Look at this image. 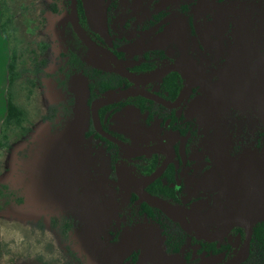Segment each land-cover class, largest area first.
<instances>
[{
  "label": "flooded vegetation",
  "instance_id": "1",
  "mask_svg": "<svg viewBox=\"0 0 264 264\" xmlns=\"http://www.w3.org/2000/svg\"><path fill=\"white\" fill-rule=\"evenodd\" d=\"M131 1L134 3L133 7L128 6ZM201 1L203 2L195 0L193 8L184 15L182 6L186 4L185 0H114L117 6H113L112 0H105L102 2L103 12L105 14V9L110 5L113 10L110 14L113 17L106 14L105 27L101 29L100 25L97 28L92 25L91 33L83 26L80 18L82 26L92 39L110 48L130 70L136 56L142 58L150 51L164 49L166 55L158 68L169 63L186 65L194 73L195 82L185 100L174 108L165 107L142 96H134L164 107V113L169 116L164 126L159 115H155L151 124L146 125L144 115L134 104L126 105L114 114L112 128L118 135L111 133L112 135L134 145L150 146L167 143L171 145L170 150L136 155L123 150L106 138L120 149L116 150L118 157L113 167L111 163L110 165L107 163L108 160L102 158L98 165L100 171L93 170L90 174L93 176L92 179L88 176L81 177L79 172H74L65 179L62 165L59 164L56 171L51 174L47 171V179H52L59 185L57 190L51 192L49 198L61 201L64 197H68L69 203L72 201L73 204H77L81 196L87 200L89 196L92 194L95 196L100 190V198L115 197L117 208L125 204V210L120 209L117 213L119 219L116 224L113 219L110 221L108 215L107 224L94 227L89 232L81 229L77 230V233L71 231L68 239L60 234L59 229L52 226L58 231L61 239L69 245L68 250L75 264H99L102 249L118 243L125 231L135 232L138 244L123 264H209L210 259L217 260L213 264H223L235 256L244 244L247 230L243 226L234 227L223 240L209 243L195 236L192 222L186 216L151 205L142 201L135 192L123 190L117 184L118 165L121 162H124L130 170V175L144 178L169 161L163 174L149 184L144 192L192 210L211 230H221L231 217L242 216L250 219L253 236L249 255L242 264L246 263L253 253L256 220L264 214V198H262L264 131L260 128L262 116L254 107L253 109L250 107L247 111L240 109L241 104L250 95L252 85L248 90H243L241 95L244 99L237 101L231 97L235 95L236 98L238 92L224 93L221 88L215 87L216 82L220 85L225 84V74L218 70L225 62L229 51L227 49L229 40L223 38V33L220 34V31L213 27L214 21H209L210 26L203 25L202 21L209 18L213 5L209 0ZM69 3L71 5V0ZM162 10L170 16L158 22L156 31L152 34L149 25L156 20L155 15ZM67 13L71 23L70 8ZM116 17H118L117 23L112 24ZM199 18L201 20H198ZM83 45L87 47L84 43ZM90 51L91 57L95 58V60L93 58L94 62L102 61L99 54ZM117 53L123 54V58ZM237 62L235 61L234 64L239 65ZM103 65L108 64L103 63ZM173 73L181 76L183 82L176 97L167 99L158 92L157 86L152 85ZM169 75L143 88L175 102L186 84V77L181 72H172ZM254 77L253 79L256 80L257 76ZM129 83V86L119 90L136 86ZM259 91L264 93L261 88ZM91 103L89 109L92 119ZM128 108L138 112L140 122L137 119L133 120L130 126L120 124L122 131H116L114 126L117 125V116H123ZM155 108L159 113L160 109L157 106ZM102 109L99 111L100 118ZM231 119L235 120L233 124L229 122ZM259 136L260 147H258ZM235 147H239L238 152ZM226 151L229 152L228 156H225ZM224 157L233 163L229 164ZM104 164L105 167L102 166ZM21 174L23 173L20 172ZM248 176L251 177V183L246 190ZM127 187L130 186L126 185L125 188ZM48 190L50 191L49 187ZM65 191L68 194H65ZM144 204L149 207H145ZM32 207L46 208L51 212L53 219L61 214L64 205L42 203L32 204ZM209 244H216L217 252L210 250Z\"/></svg>",
  "mask_w": 264,
  "mask_h": 264
},
{
  "label": "rangeland",
  "instance_id": "2",
  "mask_svg": "<svg viewBox=\"0 0 264 264\" xmlns=\"http://www.w3.org/2000/svg\"><path fill=\"white\" fill-rule=\"evenodd\" d=\"M102 1L104 0H83L92 25H100L101 29L105 27ZM209 1L213 8L209 18L202 21L203 25L210 26L209 21L219 20L216 28L223 33V38L229 40V48H227L229 51L225 62L219 67L220 69L218 68V71L225 74V84L220 85L216 82L215 87L221 88L224 93L238 92L236 98L235 95L231 97L237 101L244 99L241 95L243 90H248L252 85L251 93L241 104L240 109L247 111L250 107L252 109L254 107L258 114L261 113L260 128L264 131V93L259 91L260 88L264 91V0ZM6 2L13 24L8 29L9 37L4 35L2 30L1 33L9 53V60L12 53L16 54L19 73L11 92L15 103L26 111V118L21 126L11 125L4 133L2 130L0 132V183H17L25 164L29 174L25 175V183L21 190L24 195L23 200L30 204L43 201L49 204L51 202H48V198L51 194L47 184V169L43 168V165L48 161L45 151L54 146L50 141L39 149L34 146L52 135L51 122L46 118L50 106L69 101L70 95L58 85L56 76L64 65L63 54L66 51L64 19L68 14L70 3L69 0H63L59 5V12L54 13L51 8L52 0H6ZM202 2L200 0V3ZM133 4L131 1L128 6L131 7ZM3 51L5 50L2 47ZM93 58L94 56L91 57L92 60ZM235 61H238L239 65L234 64ZM3 63L5 60L1 58L0 113L3 112L5 116L8 79L5 78ZM97 63L99 66H104L101 60ZM254 75L257 76L256 80L253 79ZM75 82L74 79L70 81V87L74 88ZM74 96L76 98L74 104H80L76 110V119L79 120L81 116L84 117L83 119L90 117L87 104L90 94L84 91L78 98L74 92ZM58 119L62 120V114L58 115ZM137 119L140 122L138 112L128 108L123 116H117V125L114 129L122 131L120 124L130 126L132 121ZM74 133L82 134L83 131H74ZM228 154L229 152L226 151L225 156ZM25 155H28V158H25ZM224 160L229 164L233 163L226 157ZM256 162L259 163L258 159ZM88 177L92 179L93 176ZM247 179L246 190L250 187L251 177L248 176ZM14 202L16 203L15 198ZM56 204H60L59 201L53 203ZM14 207L16 208L0 214L2 241L0 264L16 262V264H75L68 250L69 245L61 239L58 231L52 228L50 211L29 204L18 208L16 203ZM124 207L125 204L118 208L116 206L114 213L109 214L110 221L113 219L116 224L119 219L117 213L120 209L125 210ZM99 216L100 220L96 224L92 223L95 227L106 224V217L102 213ZM216 261L210 259L209 264Z\"/></svg>",
  "mask_w": 264,
  "mask_h": 264
},
{
  "label": "trees",
  "instance_id": "3",
  "mask_svg": "<svg viewBox=\"0 0 264 264\" xmlns=\"http://www.w3.org/2000/svg\"><path fill=\"white\" fill-rule=\"evenodd\" d=\"M62 1L63 0H52L51 8L54 13L59 12V5ZM185 1L186 4L182 6V10L184 15H187V13L193 8L195 0ZM112 3L113 6H117L114 0H112ZM0 5L2 16L0 27L3 34L9 37L10 35L8 33V29L13 24V18L10 14L9 6L6 0H0ZM109 6L105 9V17L107 16L106 14L113 17V15L110 14L113 10L111 9V6ZM79 9L81 22L91 33L93 23L87 14L83 0H79ZM169 16L170 14L163 10L159 14L155 15L157 22L154 20L149 25L152 34L156 31L155 28L157 27V23L164 21ZM117 20L118 17H116L115 21H110H113L112 24H116ZM213 23V27L216 28L217 24H219V20H216ZM94 27L97 28L99 25H94ZM220 34H222L221 31ZM64 39L66 46V51L63 54L64 65L61 67V73H58L56 79L58 80V85L70 95L69 101L68 103L61 102L50 106L49 113L46 118L51 122L52 135L50 137H46L45 141L36 144L34 147L39 149L50 141L54 148H46L47 150L45 152L48 161L43 165V168H46L51 174L56 171L55 169H57L58 164L62 165L61 168L64 171L63 176L67 179L74 172H79L81 177H87L92 174L93 170L100 171L98 165L102 158L105 161L108 160L107 163H111V166L113 167L116 158L118 157L116 150H120L115 144L111 143L95 131L91 117L87 116V118L85 117V119H83L84 117L81 116L79 120L76 119V110L80 104H74L76 99L74 92L78 98L84 91L88 92L91 95L87 103L89 107L91 101L95 98L115 92L125 86H129L130 83L126 79L117 75L111 66H99L97 62H94L91 59L90 56L92 52L85 47L77 37L69 21L68 14L64 19ZM226 44H228V42H226ZM117 54L123 58V54ZM165 55L166 52L164 49H155L154 51L146 53L142 58H138L136 56L132 61L133 65L131 69L136 73L150 72L162 65L161 60L165 57ZM16 60V54L12 53L8 64L7 114L2 124V133H4L5 129L11 125L21 126L26 118V111L15 103L11 92L12 87L19 76ZM51 77H53V75H51ZM73 79L76 81L74 88L70 87V81ZM182 82L183 80L181 76L173 73L161 82L152 86H157L158 92L165 98L173 99L178 94ZM128 104H134L140 109L141 113L145 117L146 125L151 124L155 115H159V118L162 119L161 124L164 126L169 117L166 113H164V107L142 97H132L121 103L111 105L101 110L100 114L102 123L108 132L118 135L112 128L114 114ZM155 106L160 109L159 113L157 112L158 109H156ZM60 114H62V120L58 119V115ZM229 122L233 124L235 120L231 119ZM75 123H78V125H74ZM74 131H83V133L76 134ZM260 138L261 137L259 136L258 147L261 146ZM90 143L93 144L91 145ZM238 148L235 147L236 152H238ZM25 158H28V155H25ZM23 165V174L18 177L19 180L17 183H0V214H4L6 211L15 209L16 207H14V205H16V203L18 208L22 205H32L23 200L24 195L21 192L25 183V175L29 174L27 166L25 164ZM102 166L105 167V164ZM47 184H49L48 187L50 188V194H52L51 192H53L54 189L57 190V187L59 186L56 182H53L52 179H48ZM66 193L67 192L65 191V194ZM99 196L100 190L95 193V196L94 194L89 196L87 200L81 196V200L80 202H77V204H73L72 201L69 203L67 200L68 197H64L63 200L59 201V205L64 204V208L61 210V214L52 219V226L59 229L60 234L65 239L69 238L71 231L75 233H77V230L80 229L84 232L92 231L95 227L92 223L96 224L97 221L100 220L99 215L102 213L107 219V216L109 215L108 213L113 214L114 209L117 206V201L114 196L108 199L100 198ZM14 198L16 203L14 202ZM55 201L57 200H54L53 198L48 199V202H51L49 203L51 205ZM43 202L34 204H42ZM144 206L147 208L149 207L147 204H144ZM105 222L107 224L106 220ZM88 224L90 225L88 226ZM254 231L253 253L244 264H264V214L256 220ZM209 246L211 247L210 250L212 249L214 252H217L216 244H209ZM1 256L2 241L0 238V260Z\"/></svg>",
  "mask_w": 264,
  "mask_h": 264
},
{
  "label": "water",
  "instance_id": "4",
  "mask_svg": "<svg viewBox=\"0 0 264 264\" xmlns=\"http://www.w3.org/2000/svg\"><path fill=\"white\" fill-rule=\"evenodd\" d=\"M79 1L71 0L70 5V19L73 26V29L79 39L92 51L99 54L102 57V62L111 66L113 71L119 76L127 79L129 82L136 86L128 87L119 91H115L106 95H102L91 103V113L94 129L102 136L110 140L111 142L118 145L123 150L136 154V155H149L154 153L165 152L170 150L171 145L167 143L156 144V145H134L118 137L112 135L106 131L103 127L99 111L100 109L113 105L115 103L121 102L129 97L142 96L149 100L155 101L159 104L164 105L168 108H174L179 106L186 98L187 94L194 86L195 75L190 69V67L178 64V63H169L161 68H157L151 72L146 73H135L130 70L120 59L119 57L108 47H105L98 42H96L84 29L80 22L79 17ZM172 72H181L186 77V84L180 92L179 97L175 102L169 101L159 94L149 91L143 86L149 85L154 82H158L165 77H167ZM262 155L264 156V145L262 147ZM169 161H166L160 168H158L153 174L144 177L138 178L130 175V170L124 165V162H121L118 165V177L119 182L117 183L125 191H133L138 194L142 201H145L151 205H156L161 208H164L168 211L181 214L186 216L192 222V229L195 233V236L201 238L209 243L223 240L229 232L237 226H243L247 230L246 239L240 251L228 259L223 264H242L247 259L250 247L251 240L253 236V229L251 221L248 218L242 216H235L229 218L225 224L221 227V230H211L207 227L199 216L194 213L192 210L185 208L183 206L172 204L162 198L149 195L144 192V189L155 180H157L165 171ZM128 185L130 187L125 188ZM130 188V189H129ZM133 188V189H131ZM138 244V238L135 232L125 231L121 237V240L113 245L104 247L101 251L99 264H123V262L133 253ZM143 264V263H141Z\"/></svg>",
  "mask_w": 264,
  "mask_h": 264
},
{
  "label": "crops",
  "instance_id": "5",
  "mask_svg": "<svg viewBox=\"0 0 264 264\" xmlns=\"http://www.w3.org/2000/svg\"><path fill=\"white\" fill-rule=\"evenodd\" d=\"M0 25H1V5H0ZM2 47H3V50H5L3 52H2ZM1 58H2V60H5V63H3L2 68L5 69V78L8 79V64H9V61H10L9 60L10 57H9L8 51L5 48V43H4V39L2 37L1 27H0V64H1ZM7 92H8V90H7ZM6 109H7V100H6ZM2 113L3 112L0 113V132L2 130L3 121H4V119L6 117V114H7L6 113L5 116H4Z\"/></svg>",
  "mask_w": 264,
  "mask_h": 264
},
{
  "label": "bare ground",
  "instance_id": "6",
  "mask_svg": "<svg viewBox=\"0 0 264 264\" xmlns=\"http://www.w3.org/2000/svg\"><path fill=\"white\" fill-rule=\"evenodd\" d=\"M246 229V228H245Z\"/></svg>",
  "mask_w": 264,
  "mask_h": 264
}]
</instances>
